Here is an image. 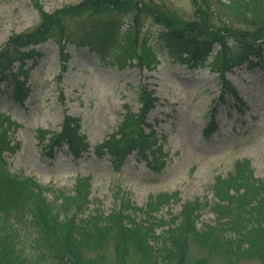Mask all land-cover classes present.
<instances>
[{
  "label": "trees",
  "instance_id": "1",
  "mask_svg": "<svg viewBox=\"0 0 264 264\" xmlns=\"http://www.w3.org/2000/svg\"><path fill=\"white\" fill-rule=\"evenodd\" d=\"M192 1L193 17L189 22H182L161 0H80L51 13L43 11L37 0L34 3L39 13L37 26L25 33L13 34L0 50V82L6 81L12 86L14 101L24 100L28 89L16 74H10L12 66L39 56L34 47L48 40L57 44L61 70L66 69L70 46L87 47L97 55L111 48L113 61H110H115L119 68L133 66L151 70L157 58L153 40L189 67L208 63L210 57V65L220 73L223 87L228 85L223 80L225 70L244 62L250 68L261 65L264 0H212L213 4L226 8L228 19L239 23L241 20L244 25L253 27L246 32L225 29L226 24L214 27L211 19L215 15L208 0ZM79 19L83 22L79 23ZM144 21H148L150 27L142 35ZM226 57H230L228 62L223 59ZM229 93L237 104L241 103L231 88ZM138 97L141 110L146 113L153 103L151 92L141 88ZM142 114L128 113L120 131L109 135L96 151L108 154L115 165H121L133 151L140 155L149 152L152 158L160 155L153 131L144 133L143 127L148 125ZM10 128L8 120L1 117L0 183L6 180L14 187L20 186L15 192L1 190L12 198L5 207L0 206V262L3 264H17L12 254L21 249L18 245L24 230L32 235L31 247L42 250L41 256L48 257L51 264H82L75 247L92 252L110 247L121 264L126 263L128 256L135 257L141 264H185L189 242L211 253L223 254L221 256L228 261L245 258L264 264V181L254 177L248 161H237L234 172L213 183L212 202H186L178 215L161 214L174 198L170 194L150 196L148 202L138 208L122 197L119 189L114 192L111 209L104 212L99 202L89 209L90 184L87 181L77 182L73 193L68 195L8 173L3 154L15 151L9 141ZM79 128V120L65 117L62 132L53 134L48 146L66 143L76 153L82 148L83 140ZM212 128L211 122L205 133ZM46 191L52 192V200H47ZM206 208L213 219L198 227L197 219ZM6 252L10 260L4 258ZM202 260L197 264H204ZM28 261L23 253L21 264Z\"/></svg>",
  "mask_w": 264,
  "mask_h": 264
},
{
  "label": "rangeland",
  "instance_id": "2",
  "mask_svg": "<svg viewBox=\"0 0 264 264\" xmlns=\"http://www.w3.org/2000/svg\"><path fill=\"white\" fill-rule=\"evenodd\" d=\"M35 1L0 0V50L6 47L13 34L25 33L37 26L39 13ZM79 1L38 0V3L42 10L51 13ZM161 1L174 11L177 20L189 22L192 19V0ZM208 4L212 5L211 12L215 15L211 19L214 27L226 24L225 29L240 32L253 29L241 20L239 23L228 19L224 6L213 4L212 0H208ZM149 27V22L144 21L142 35ZM154 43L158 65L153 71L133 66L119 68L115 61H110H113L111 48L97 55L86 47L74 46L68 48L71 58L66 70L61 71L56 42L49 40L36 46L39 59L26 61L22 68L31 89L29 97L21 104L16 103L11 99V86L6 82L0 84V115L11 117L16 124L11 126L10 138L17 150L12 154L4 153L9 171L19 177L34 179L41 187L66 192L72 191L76 179L89 180L90 197L99 201L105 212L111 209L113 192L118 187L138 207L144 206L149 196L170 194L174 198L167 210L161 212L165 217L169 212L178 215L186 201L212 202L211 186L217 179L234 172L237 161H248L254 177L264 181V53L262 66L249 68L245 63L225 73L224 79L244 101L238 109L233 106L228 92L217 100L222 81L213 66L205 63L187 67L165 47L155 40ZM228 58L223 59L228 62ZM12 70L21 79L17 63ZM141 87L154 91L155 102L145 118L160 144L164 161L161 169L149 166L135 153L115 166L107 155L93 151L108 134L116 131L127 109L133 113L138 111L137 93ZM211 108H214L216 130L207 134L205 128ZM64 114L80 117L82 134L90 145L78 158L70 155L65 146L48 153L47 147L38 142L40 131L53 133L60 130ZM17 187L20 186L14 187L11 181L0 183L2 208L12 198L1 190L6 188L15 192ZM46 196L52 200L50 193ZM92 207L93 204L90 210ZM212 219L210 210L203 209L197 225L202 227ZM31 239L32 235L24 230L18 245L21 251L17 249L12 254L16 263L21 264L24 253L29 258L25 264H51L48 257L41 256L42 250L31 247ZM84 251L75 247L82 264H121L110 247L101 252ZM221 255L189 242L184 262L197 264L198 260L204 259V264H258L245 258L228 261ZM4 258L11 259L7 252ZM134 258L128 256L125 264H141Z\"/></svg>",
  "mask_w": 264,
  "mask_h": 264
}]
</instances>
